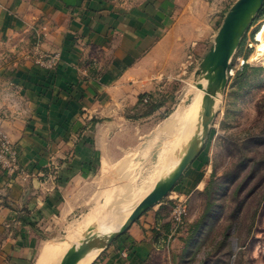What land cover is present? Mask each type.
<instances>
[{
  "label": "crops",
  "instance_id": "1",
  "mask_svg": "<svg viewBox=\"0 0 264 264\" xmlns=\"http://www.w3.org/2000/svg\"><path fill=\"white\" fill-rule=\"evenodd\" d=\"M204 4L0 0V111L12 116L1 131L30 174L21 183L0 171V264L33 263L44 225L75 209V186L100 162V129L124 122L126 108L145 102L168 48L214 32L195 15ZM34 44L59 54L53 70L23 57ZM10 91L21 109L9 104ZM51 162L58 168L54 182L47 179ZM209 173L198 158L169 193L187 202L182 224L171 220L173 201L167 196L94 264H205L196 222L205 207Z\"/></svg>",
  "mask_w": 264,
  "mask_h": 264
},
{
  "label": "rangeland",
  "instance_id": "2",
  "mask_svg": "<svg viewBox=\"0 0 264 264\" xmlns=\"http://www.w3.org/2000/svg\"><path fill=\"white\" fill-rule=\"evenodd\" d=\"M204 1L208 4H204L195 15L203 25H213L216 32L236 0ZM256 14L242 35H246L245 43L240 48L241 37L232 54L228 68H231L232 75H228L225 88L219 91L213 87L218 98H210L212 115L206 118L205 138L190 163L200 158L210 170L209 178L215 182L217 192L216 207L211 214L214 220L207 222L200 232L201 251L207 254L205 264H264V161L258 164L253 177L242 182V191L238 195L242 207L238 213L240 221L237 230L234 227L226 230L229 223L225 220L236 204L232 200L233 189L250 169L249 166L239 165L241 154L250 159L264 155V144L257 146L255 141L257 137H264V61L251 62L256 46L261 44L256 36L252 37V32L258 26L259 31H264V16L254 21ZM214 32L208 38L203 35L193 42L168 48L169 56L161 64V72L147 102L126 108L124 122L100 129L97 135L100 162L88 177L75 186V209L69 215L58 216L44 225L32 264L47 243L69 241L72 245L57 263L63 264L91 233L102 230L103 222L108 224L114 215L127 214L159 181L176 170L179 165L176 161L180 160L183 151L176 156L171 154L175 134L166 128L172 124L177 131L179 121L173 124L172 119L189 105L192 85L199 81L208 86L209 81L202 74L200 64L214 45ZM242 59L251 68L244 76L236 77V72L242 67ZM7 98L12 108L21 109L14 92L10 91ZM165 163L171 169L165 170L159 180L153 182L151 190L145 193L148 180L162 170ZM235 173L238 177L230 181V174ZM219 186L226 188L225 195L221 194ZM117 231L100 235L105 246L91 264L104 257L109 249L117 247L120 238L127 233L107 244L109 237ZM224 232L228 237L222 239ZM235 241L237 249L233 250Z\"/></svg>",
  "mask_w": 264,
  "mask_h": 264
},
{
  "label": "water",
  "instance_id": "3",
  "mask_svg": "<svg viewBox=\"0 0 264 264\" xmlns=\"http://www.w3.org/2000/svg\"><path fill=\"white\" fill-rule=\"evenodd\" d=\"M263 2L264 0H236L224 16L222 24L220 25L214 39V45L205 55L200 64L201 72L202 74H205V77L208 79L211 87L213 86L219 91L225 88L227 84V71L232 54L237 48L242 35L248 28L254 15L261 8ZM197 87L199 89L202 88L201 85H198ZM211 106H209L206 110L208 118L212 115ZM207 126L208 120L204 124L201 143L205 138L204 133ZM197 152L198 147L196 150L186 151L176 170L168 178L158 182L153 187L151 192L132 210L130 216L121 228L109 237L107 244L112 242V240L118 236L124 234L144 212L169 195L174 186L180 180L184 170L196 156ZM233 248L234 250L237 249L236 241L233 243ZM80 253L81 251L78 253H70L67 260L63 264H72Z\"/></svg>",
  "mask_w": 264,
  "mask_h": 264
},
{
  "label": "bare ground",
  "instance_id": "4",
  "mask_svg": "<svg viewBox=\"0 0 264 264\" xmlns=\"http://www.w3.org/2000/svg\"><path fill=\"white\" fill-rule=\"evenodd\" d=\"M256 40L259 41L261 44L256 46V51L251 57L252 63L258 61H264V45H263L264 31L261 30L256 34ZM198 85H201L202 88L199 89L197 87ZM189 96H190L188 102L189 105H187V107L182 110L179 116H177L175 119H172L173 124L179 121V126L177 127V131L175 130L174 125L172 124H170L166 128L168 132H172L175 134L174 144L171 148L172 149L171 154L176 156V154L183 151L182 153L183 155L181 156L180 160L176 161L179 163L181 162L187 150H196L197 147L200 145L202 131L207 118L206 110L209 108V106L212 105L210 98L211 99L218 98L217 97L218 95H215L213 86L211 87L209 83L207 86L199 81L198 83L192 85ZM170 157L172 156L170 155ZM166 163L164 164L162 170L155 173L156 175L152 177L150 180H148L147 189H145V193L149 191V189L151 190L153 182L159 180L161 174H163L165 170L168 171V169H171L167 167ZM130 212L131 211H128L127 214L125 215L121 213L118 215H114V217L109 221L108 224L103 222L102 223L103 228L101 231L99 232L95 231L91 233L90 237L85 240L84 244L81 246L79 245L80 248L79 247H78L79 249L77 248L76 253L80 251L81 253L72 264H91L97 258V256L105 246V242L100 238V235L106 232H112V231L114 232L115 230H119L121 226L124 224V222L127 220V217L130 216ZM71 245L72 244H69V241L64 242L62 244H55L54 242H52V244L47 243L40 250L39 256L35 264H57L60 261V259H62L65 250L68 248V246Z\"/></svg>",
  "mask_w": 264,
  "mask_h": 264
},
{
  "label": "built area",
  "instance_id": "5",
  "mask_svg": "<svg viewBox=\"0 0 264 264\" xmlns=\"http://www.w3.org/2000/svg\"><path fill=\"white\" fill-rule=\"evenodd\" d=\"M109 1L113 4H125L127 2V0ZM257 32L254 34V37L256 36ZM23 57L26 60L33 62L35 65L47 70H53L60 60L58 53H44L40 51L37 44H34L29 49L25 50ZM245 63L247 62H244L242 59L240 65L243 66ZM229 74L232 75L231 68L227 71V77ZM147 100L148 98L145 99V102H147ZM9 118H12V116L9 112H7V110L0 111V171L10 179L17 180L21 183H27L30 179V174L20 165L18 153L13 148L7 136L1 131L3 122ZM57 170V164L51 162L50 171L47 174V179L49 181L54 182L56 180ZM169 199L173 201L170 210L171 220L176 224H182L184 218L188 214L186 200L178 197H169ZM122 254L125 256L126 252H123Z\"/></svg>",
  "mask_w": 264,
  "mask_h": 264
},
{
  "label": "trees",
  "instance_id": "6",
  "mask_svg": "<svg viewBox=\"0 0 264 264\" xmlns=\"http://www.w3.org/2000/svg\"><path fill=\"white\" fill-rule=\"evenodd\" d=\"M262 16H264V2L262 4L261 8L259 9V11L257 12V14L254 18V21L257 18L262 17ZM258 30H259V26L252 32V37ZM245 40H246V35H244L242 37V40L240 42V48L245 43ZM250 68L251 67L248 66V64H244L239 69V71L236 72L235 76L236 77L244 76L246 74L247 70H249ZM142 99H143V96L140 97L139 102H141ZM255 141H256L257 146L263 145L264 144V137H257V139ZM262 157H264V155L263 156L260 155L258 159H255V158L250 159L244 153H242L240 158H239V165H243V166L246 165V167L249 166L250 169L248 171H246L247 177L243 176V178H241L239 180V181H241L240 183L236 181L237 184H236L235 188L233 189V196H232V200L236 204L234 205V208L232 209L231 213L228 216H226V218H225V220L228 221V223H229L226 230H228V228H230V227L231 228L234 227L235 230H237L236 227L240 221L238 213H239L240 208L242 207V202H241L240 198H238V195L242 191L244 181L253 177L255 174L254 171L257 168L258 164L264 161ZM230 175H231V176H229L230 181H233L236 177H238V174H236V173L230 174ZM225 189L226 188H224V186H222V189H221V186H219V190L221 191L222 195L226 194ZM216 194H217V192L215 190V182L210 179L208 191L206 192L205 207H204L203 212L201 213L200 217L198 218V220L196 222L197 233H199L203 227L207 226V222H211V221L213 222V220H214L213 215H211V214L214 212V209L216 207V205H215ZM222 235H223L222 239H225L228 237V234H226L225 232ZM201 244H202V242H201ZM200 248H201V245H200ZM206 255L207 254H205V259H206Z\"/></svg>",
  "mask_w": 264,
  "mask_h": 264
}]
</instances>
